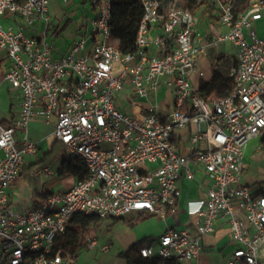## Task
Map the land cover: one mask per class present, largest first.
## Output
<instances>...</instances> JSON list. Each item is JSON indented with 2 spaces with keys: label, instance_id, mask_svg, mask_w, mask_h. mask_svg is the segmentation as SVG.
Returning <instances> with one entry per match:
<instances>
[{
  "label": "built area",
  "instance_id": "obj_1",
  "mask_svg": "<svg viewBox=\"0 0 264 264\" xmlns=\"http://www.w3.org/2000/svg\"><path fill=\"white\" fill-rule=\"evenodd\" d=\"M202 1L217 7L218 27L209 40L179 0H139L135 48L124 52L111 40L112 0H90V32L56 56L46 35L50 0H0V19L9 20L6 27L0 22V87L8 84L20 96L17 117L0 121V264H76L75 253L57 246L74 215L177 216L182 179L206 190L185 204L198 235L168 225L137 248L141 256L158 264L192 261L201 238L226 217L233 248L224 264H264V180L255 187L241 182L246 147L264 136V38L256 30L264 0H252L241 13L232 0ZM222 41L235 50L232 87L206 98L189 74L198 56ZM162 82L173 94L168 110L158 99ZM127 87L146 101L138 114L115 105V93ZM33 120L53 121L54 139L86 173L60 176V190L37 207L17 210L11 190L38 149L28 136ZM29 175L55 176L49 166ZM97 245L89 234L86 246Z\"/></svg>",
  "mask_w": 264,
  "mask_h": 264
},
{
  "label": "crops",
  "instance_id": "obj_2",
  "mask_svg": "<svg viewBox=\"0 0 264 264\" xmlns=\"http://www.w3.org/2000/svg\"><path fill=\"white\" fill-rule=\"evenodd\" d=\"M189 1L190 0H186L182 2V4H180L187 7ZM53 6L55 7V10L59 12L58 19L54 18L51 15V7ZM195 7L196 8L194 9V12L197 10L199 13L197 14L196 12L199 18L197 25L198 30L204 35L205 40H209L215 28L218 27L217 7L214 3L210 2H205L204 4ZM49 16L50 21L46 28L47 40L50 36L61 35L65 31H67L72 24H75V34L72 39L63 42L58 46H54L49 42L53 45L55 52L54 54L56 56H61L69 51L70 47L76 40H78L82 36L88 35V33L90 32V19L93 16V6L90 0H50ZM7 22H9V20ZM36 30L39 29H32L30 32L34 33ZM256 30L258 35L264 38V16L256 22ZM155 32H160V29L153 31V33ZM203 53H201L197 58L196 69L189 74L191 84L197 88L201 79H210L213 67H216L223 75H225V73L223 72L225 70V67L222 61L226 56L220 55L223 56V58H221V60H215L218 57L216 56L214 61L211 63L204 55H202ZM158 99L162 109L168 110L171 108L173 101L172 90L166 87L163 82L160 84L158 89ZM4 100L7 101L8 108L7 110L0 111V121L4 124H9L18 115L20 96L18 92L12 89L8 84H3L0 87V103H2ZM115 105L119 110L123 112L129 114H138L139 110L145 108L146 101L135 97L130 88L127 87L124 90L115 93ZM124 107H127V111L123 110ZM29 125H35L37 128V130L35 131L32 128H28L29 138L38 143L36 154H39V152L42 151L43 143H45L46 141H49L50 148L53 141H55L53 136V121L47 124L38 120H33L29 123ZM43 126L46 127V130H43L42 133L38 132L39 130H42ZM17 138L19 140L21 139V135L19 132L17 133ZM184 145V152H187L189 148L186 147L185 143ZM180 151L182 152L181 146ZM246 153L247 148L245 150L244 158L246 156ZM35 155L27 158V162L23 167L22 174L17 179L10 193L11 202L14 208L17 210H24L26 208H29L30 206L37 207L42 201V198L37 197V206H35L33 204L35 197L33 200H30L31 193L29 188L22 187L24 186L22 181L27 180V178H24V176H30L29 171L33 168L39 167L30 166L35 162L32 160V157H34ZM61 178L62 177L60 176H58L57 178L56 176H54L47 181H51L52 183L54 182V184L58 183L61 185ZM37 179L38 185L42 184L41 182L43 181H41V178L37 176ZM260 182L261 181L257 182L251 187H255ZM45 185L46 184H43V187H45ZM180 188L181 195L179 198V213L177 216H168L165 220H163L148 213L133 212L127 216L122 217V219L117 222H114L113 218L104 219L109 222L108 225H106L103 230L98 229L97 232L90 235L96 237L98 236L99 232H107L111 230L121 232L122 235L119 236V239L121 240L124 250L139 241H143V243H145L146 241H149L151 239L158 238L164 233L168 225L176 228H187L193 236H197L198 234L196 231L194 220L185 212V204L188 200H194L204 196L206 190L205 188H199L196 182L188 181L185 179L181 180ZM48 191L52 192L56 190L52 188ZM102 235H104V233ZM102 239H105L104 236L102 237ZM105 245H108V242L101 245H99L98 243L97 247L99 246L100 250H102ZM201 246L202 249L198 257L193 259L192 261L170 264H224L233 248V245L230 242V229L226 217H219V219L216 221L214 232L204 235L201 238Z\"/></svg>",
  "mask_w": 264,
  "mask_h": 264
},
{
  "label": "trees",
  "instance_id": "obj_3",
  "mask_svg": "<svg viewBox=\"0 0 264 264\" xmlns=\"http://www.w3.org/2000/svg\"><path fill=\"white\" fill-rule=\"evenodd\" d=\"M252 0H232L235 13H241L247 9ZM198 0H190L187 7L194 11ZM142 14V7L139 0H112L111 6V40L114 44L118 45L124 52H131L134 50V41L140 16ZM223 56H218L215 60H221ZM232 87V78L228 75H223L216 67H213L210 79H201L198 84V92L206 98L212 96L226 95ZM260 142L264 145V136L260 138ZM58 148L56 152L54 149ZM50 153L54 152L59 163V176L72 175L74 177L84 176L86 173L85 167L79 162H73L65 153L64 146L58 142L53 141L48 150ZM47 151V152H48ZM43 153V158H44ZM61 156V157H60ZM42 158V159H43ZM56 159V160H57ZM37 162L32 163L30 166H37ZM45 166V165H44ZM29 184L33 182L38 185L37 177H30L26 175ZM49 191L43 190L39 192L37 188L34 190V205L37 206V197L43 198ZM122 217H114L113 221L117 222ZM104 218L95 215L76 214L69 221L66 231L58 238L57 246L64 250L71 251L77 255L80 248L86 246V238L93 228H98ZM143 244V241L132 244L130 247L120 253L124 259L125 264H158L157 258H147L141 256L137 248Z\"/></svg>",
  "mask_w": 264,
  "mask_h": 264
},
{
  "label": "rangeland",
  "instance_id": "obj_4",
  "mask_svg": "<svg viewBox=\"0 0 264 264\" xmlns=\"http://www.w3.org/2000/svg\"><path fill=\"white\" fill-rule=\"evenodd\" d=\"M184 1L186 0H179L181 4ZM200 3L204 4L205 2L202 0H198L197 4ZM196 12L197 14H199L197 10L195 11V14ZM51 15L56 19L59 18V12L55 10L54 6L51 7ZM0 22L2 24L7 23V21L3 19H0ZM6 26L7 25L4 24V27ZM74 34H75V24H72L70 28L61 35L50 36L48 38V41L52 43L54 46H58L63 42L72 39L74 37ZM234 54H235V50L233 46L229 42L222 41V42H218L216 45L208 47L202 55H204L211 63L214 61L216 56H220V55L226 56L222 61L225 67V70L223 72L225 73V75H228L231 72L232 68L234 67ZM7 108H8V103L6 100L0 103V111L7 110ZM123 110L127 111V107H124ZM28 128H32L34 131L37 130L35 125H28ZM43 130L45 131L46 127L43 126L42 130H39L38 132L42 133ZM180 146L182 148V152H184L185 145L183 141H181ZM48 148H49V141H46L45 143H43L42 151H40L39 154H36L34 157H32V160L37 162L38 163L37 166L39 167H43L44 165L49 166L57 178L60 159H57L58 156H55L54 152L58 151L57 150L58 148H55L54 152L51 153L48 151ZM246 148H247V153L244 158V170L242 173L241 182L242 184L251 187L257 182L262 181L264 179V145L261 144L260 138H254L249 141ZM43 153H45L44 158H43ZM41 181L43 182H41L42 184L40 185H34L33 182L29 184L27 180L22 181L24 185L22 187H28L30 190L31 193L30 200H33L35 197L34 195L35 188H37L39 192H43L44 189L45 190H51L52 188H54L55 190L61 189V185L58 183L54 184V182L52 183L51 181L48 182L47 180H42V179ZM43 184H46L45 187H43ZM103 221L101 222V224L98 226L97 229L93 228L89 234L97 232L98 229L103 230L104 227H106V225H108L109 223L107 220H103ZM103 233L104 235H102ZM120 235H122L121 232H117L115 230H111L107 232H99L98 236H96L99 245L108 242V249L102 251L100 250L99 246L95 249H89L87 246L82 247L77 252L76 264H125L124 259L120 256V253L124 251L121 240L119 239ZM103 236L105 239H102Z\"/></svg>",
  "mask_w": 264,
  "mask_h": 264
}]
</instances>
